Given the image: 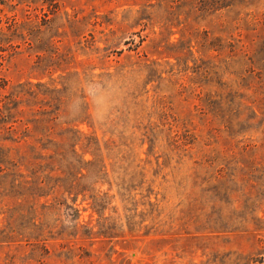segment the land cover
I'll return each mask as SVG.
<instances>
[{
  "label": "rangeland",
  "instance_id": "374dc122",
  "mask_svg": "<svg viewBox=\"0 0 264 264\" xmlns=\"http://www.w3.org/2000/svg\"><path fill=\"white\" fill-rule=\"evenodd\" d=\"M27 82L0 264H264V0H0Z\"/></svg>",
  "mask_w": 264,
  "mask_h": 264
},
{
  "label": "trees",
  "instance_id": "16d2710c",
  "mask_svg": "<svg viewBox=\"0 0 264 264\" xmlns=\"http://www.w3.org/2000/svg\"><path fill=\"white\" fill-rule=\"evenodd\" d=\"M48 90L43 83H19L13 87V89L5 95L0 105V124L7 125L14 122L13 113L19 111V103L23 99H38L44 91ZM52 91L54 89H51Z\"/></svg>",
  "mask_w": 264,
  "mask_h": 264
}]
</instances>
